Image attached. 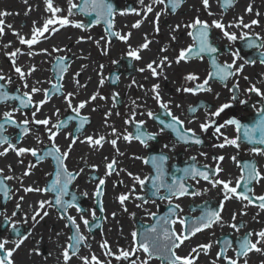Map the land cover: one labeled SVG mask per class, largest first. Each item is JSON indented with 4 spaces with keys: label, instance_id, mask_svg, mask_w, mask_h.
<instances>
[{
    "label": "flooded vegetation",
    "instance_id": "obj_1",
    "mask_svg": "<svg viewBox=\"0 0 264 264\" xmlns=\"http://www.w3.org/2000/svg\"><path fill=\"white\" fill-rule=\"evenodd\" d=\"M74 2L78 3V0ZM116 2L119 10L115 12L112 19L113 31L116 32L117 15L127 14L130 17V25L127 27L130 40L122 44L119 42V38L108 34L106 25L103 23L97 25L104 32L105 40L111 43L110 50L113 55L101 63L103 67L101 80L96 75L98 67L93 65L95 63L90 62L92 59L87 61L78 58L77 60L72 55L63 57L54 55L47 60L46 68L42 69L39 63L40 58H33L29 64H34L35 70L30 74L26 72L25 63L16 61V66L27 74L26 79L22 80L15 72L12 60L0 57V75L10 78V81L6 79L0 81V84L4 85V89L9 94L22 96L24 92H30L32 87L40 88L42 91L33 96V104H35L44 99L43 90H49L48 102L41 107L36 119L47 117L52 123H56L67 120L69 116L75 117L76 114L69 109L63 98L69 92L73 93V106L81 101H88L86 106L80 110V115L86 117L88 121L83 128L76 132L79 119L67 120L66 127L61 128L55 138V144L61 152H64L68 151V146L72 144V136L78 137L64 163L69 171L79 174L69 185V196L64 199L70 200L71 195L75 194L76 205L85 210L84 215L91 222L90 228H85L80 221L81 214L77 212L76 208L67 209L68 215L76 218L80 224L81 233L87 237L85 241L87 246L79 247L78 255L71 259L70 264H82L79 257L88 256L90 259L93 254L101 261V264H107L109 261L111 264H130V260L136 258L133 256L129 261H117L114 257L105 255L100 244L107 241L113 253H117L120 249L128 250L132 246L131 234L134 231L140 233L155 223V219L149 213H156L158 217L168 214V202L151 196V180L146 181L145 186H141L133 179V177L144 178L155 175L151 165V159L154 156L163 154L167 157L164 171L165 180L169 183L172 178L182 176L184 174L182 170L192 165L201 169L207 165L208 171L215 169L217 166L215 158L221 156L224 159L219 161V166L223 171L219 173V178L233 181V186L235 180L241 175V168L245 162H254L257 168L264 172V155L252 152V148H264V145L249 144L241 140L238 141L239 148L231 145L220 148L217 145L224 143V137L232 139L238 133L233 125L221 128L223 135L215 131L218 125L224 124L229 119L235 118L241 124L251 125L259 118L257 110L264 104V99L255 93L247 92L246 89L255 85L261 92H264V63H261L264 48L249 46L250 42L264 44V0H229L227 5L224 0H209L207 11L203 7L202 0H178L175 12L166 5H155L153 13L148 14L147 18L143 14L138 16L135 12L128 11L129 9L141 10L140 0H116ZM150 2L151 0H144L145 4ZM249 6L252 9L250 12L247 10ZM156 12H162L158 21V32L156 31ZM209 12L212 14L209 15ZM74 14L84 18L77 11ZM45 18L47 19V14ZM196 18L209 25H212L213 20L220 21L229 33L236 35L237 39L230 41L220 29L211 27L209 41L218 51L211 55L202 54V59L191 57L187 61L177 63L176 58L180 50L186 49L194 43L192 37L188 35L192 29L185 26L191 24ZM241 19L243 24L251 25L252 20H257L258 23L245 28L243 24L239 23ZM137 21L141 22L140 26L133 28L132 25ZM177 25L180 26L179 29L173 31ZM91 28L82 27L81 29ZM56 33L57 31L51 32V36L47 35V39H53ZM173 36L176 37L175 40L172 39ZM257 36L260 39H257ZM145 38L150 43L148 48L140 51L141 59L136 60L128 56V51L139 49L140 45L145 43ZM72 44L71 42L67 43L66 48L72 47ZM79 44L83 45L84 43L80 42ZM122 49L125 51L124 53H122ZM161 49L166 50L161 51ZM234 54L238 55L234 56ZM165 56L168 58V62L163 66L162 74L153 77L147 70V64L152 61L159 63ZM61 58L67 65L66 69L64 72H54V64ZM213 59L219 66H223L225 63L231 64L235 59V66L243 65V70L238 75L231 76L224 81L217 77L209 79L207 86L211 91L196 93L182 91L183 88H195L197 84L208 79L210 73L216 72L212 64ZM245 61H254V63H245ZM90 65H93L94 70ZM141 68L145 71L141 72L139 70ZM158 71L160 70L158 69ZM189 74L196 75L198 79L196 81L186 80L185 77ZM89 79L93 86L91 90H87V86L81 83V80ZM98 80L103 83L99 84ZM25 82L28 84V88L24 87ZM56 84L62 85V88L54 89L53 85ZM234 84L239 85V91L235 93L236 100L232 99L233 92L229 91ZM98 85L100 86L99 91L97 90ZM153 85H159L158 91L161 99L168 103L172 114L184 122L185 129L190 128L196 133V136L201 140L200 144L179 141L171 129L165 128L161 131L163 125L160 120L170 122L171 118L153 99ZM177 89H181V91H177ZM113 93H118L115 99ZM93 95L97 96L94 101L90 100ZM241 100L246 103L241 104ZM223 104H231V107L225 109L217 117H210V113L215 112ZM18 105L19 101L0 102V116L6 111H12ZM193 108L194 112L191 111ZM57 109L59 110L58 114ZM34 110L33 106H29L22 111H17L15 119L21 121L31 118ZM133 111L136 113L135 121H144L143 130L155 135L154 139L147 141V146L135 139L131 142L123 139L125 134L135 135V124L125 123ZM149 111L154 113L155 118L148 117ZM109 112L111 115L107 116L106 121V114ZM117 113L119 114L117 115ZM209 120H214L215 124L207 131H202L200 125ZM6 127L4 135L10 137L12 143L17 147L35 148L38 151L51 147L52 142L48 140L47 132L42 125H30L31 133L25 135L18 144L19 129L11 126ZM113 127L117 130V136L112 135ZM88 136L94 138L103 136L105 140L101 146H90L85 141ZM37 137H39V141ZM113 139L117 140L116 147L110 143ZM80 141L85 142L81 143ZM164 145H168V147L165 148ZM4 147L7 145L0 146V151H3ZM192 157H195V160ZM232 157H235L236 160L234 161ZM113 160L116 161L115 171L111 175H106L108 171L106 165ZM145 160H148L149 163H145ZM30 164H34L35 167L30 168ZM56 167L55 160L50 156L40 162H37L30 153L17 156L11 150L6 155L0 156V169H3L0 179L13 177V179L4 180L8 192L7 198L0 191V239H8L10 242L18 241L17 234L11 231L14 223L20 235L27 237L20 247L25 241L30 244L36 243L38 250L31 256V264H64L61 253L69 242L68 237L74 234V230L70 226L65 227L67 221L60 218L62 215L60 208L47 205L44 209L39 208L40 201H49L54 204V193L24 191L27 187L40 189L48 187L55 179ZM25 171H29L30 174L24 175ZM100 179H104L105 183L102 186L103 195L97 200L93 194ZM186 183L191 186L190 191H200L201 195L184 196L173 201L174 204H180L182 211L179 215L181 216L197 217L207 209L218 208L223 200L220 186L213 188L202 179L199 183L187 179ZM250 186L255 195H264V180ZM238 191H243V188ZM85 193L87 195H84ZM122 194H130V198L125 201L124 205H121L118 199ZM163 194L164 190L162 189L161 195ZM137 196L145 197L148 199V203H142L141 200L136 199ZM21 197L23 200L20 199ZM17 203L20 204L18 211ZM245 203L246 201L235 198L224 201L221 211L223 223L215 224L192 236L177 249L178 255L187 256L198 245L211 244L212 247L208 250V254L205 255L201 252L195 264H212L216 259V253L223 246L224 240H231L233 248H235L238 246L239 239L247 232H258L264 229V211L255 205H248L245 208ZM256 203L258 204V202ZM138 204L142 206L137 207ZM101 205L103 211L100 210ZM125 208L127 211L124 210ZM34 210L41 213L47 211L48 215L43 218L37 217V222L34 223L32 220ZM13 211H17V215L12 216ZM91 211L96 213L95 220L91 216ZM241 212L246 214L240 215ZM234 213L236 214L235 221L232 220ZM5 217L10 218L9 222L5 223ZM232 223L242 224L243 227L237 232L228 226ZM174 227L177 232H180L179 224ZM255 239L256 237L253 236L252 240ZM9 243L6 247L13 248L14 245L9 247ZM30 244L27 247L28 256L31 255ZM20 247L11 258L17 262H19L16 257L20 254ZM260 247L264 248V244ZM226 254L230 257L235 256L231 248ZM137 255L140 259L144 258L142 252ZM24 257V254L19 256V258ZM246 260L247 264H264V252H250ZM17 262L13 261V264H18ZM150 264H167V262L153 258ZM216 264H225V261L216 260ZM240 264H243V259Z\"/></svg>",
    "mask_w": 264,
    "mask_h": 264
},
{
    "label": "snow or ice",
    "instance_id": "obj_2",
    "mask_svg": "<svg viewBox=\"0 0 264 264\" xmlns=\"http://www.w3.org/2000/svg\"><path fill=\"white\" fill-rule=\"evenodd\" d=\"M46 3V11L51 13V18L45 20L42 27H36L35 22H33V30L31 38L26 39L24 36L19 35L18 33H14L17 35L19 42L21 44H25L31 48L33 45L37 44L41 38L47 39L45 33L52 32L55 33L59 29L56 27H52L53 25H59L61 27L66 26L71 23L68 19V16L74 14V12L78 11L81 13H86L88 15L94 14L96 17L95 23H99L101 20L107 25L106 31L109 35L115 36L122 41H127L129 35H121L119 32L113 31V24H112V17L114 15V9L112 4L108 3V0H82V2H73V0H68V16H58L57 14L62 12V9L59 7H55L53 5V0H45ZM224 3L227 5L229 0H224ZM140 4L142 5V9L137 11L135 9H129L128 11L135 12L136 15H141L147 18L148 14L153 13L155 5H166V7H170L173 12H175L176 7L178 6V0H151L150 3L145 4L144 0H140ZM202 4L204 9L207 11L209 9V0H202ZM249 12L252 11L251 6L247 9ZM124 14V13H121ZM209 15L212 13L209 12ZM8 15L6 12H0V17ZM162 12H156V23L157 28L156 31H159L158 21ZM140 21H137L135 24L132 25L133 28H138L140 26ZM240 24H243V20L241 19ZM257 20H252L251 25L257 24ZM249 24H243L245 28L250 27ZM73 27L82 28L84 27L83 24H73ZM8 27H11L10 25ZM179 25L176 26V31L179 29ZM185 27L192 29V31L188 32V35L192 37L194 43L190 45L186 49H181L179 55L176 58V62L180 63L181 61H187L191 57L196 58H203L202 54H213L218 51L216 47H214L209 41V32L211 27H215L220 29L223 32V35L230 41L237 39L234 33H229L225 25L220 21L213 20L212 25H209L207 22L196 18L191 24L186 25ZM4 34V21L0 19V35ZM243 38V37H242ZM173 40L176 39L175 36L172 37ZM257 39H260L257 36ZM99 43V42H97ZM150 41L145 38V43L140 45L139 49H131L128 51L127 55L139 60L141 59L140 51L143 49L148 48ZM250 47H257V48H264V44H255L250 42ZM166 49H161V51H165ZM42 52H47V49H42ZM53 51H60V49H53ZM19 53V49L13 51L11 53H6L9 58L16 57ZM238 54H234L237 56ZM168 62V58L165 56L161 58L160 62L157 63L156 61H152L151 63L147 64V70H149L153 77H157L162 74V68L165 63ZM59 63H63V58L59 61ZM245 63H254V61H245ZM261 63H264V54H262ZM12 64L14 67L15 72L19 75L22 80L26 79V73L22 71V69L16 66V61L13 59ZM170 64V62H169ZM213 67L216 69L215 73H210L209 78L205 79L202 83L197 84L195 88H183L182 91L184 92H192L196 93L198 91H211L210 87H208V80L214 77L219 78L220 80L224 81L231 76L238 75L243 70V65L235 66V59L231 64L225 63L223 66H219L216 64L215 59L212 61ZM155 65V67H154ZM158 69L160 71H158ZM35 69H30L34 71ZM141 72L145 71V69H139ZM10 78H6L4 75H0V81H4ZM188 81H196L198 77L194 74H189L185 77ZM247 79V77H245ZM103 81H101V84ZM135 83V82H134ZM78 84V81H77ZM25 88H28V84L25 82ZM53 88L59 90L62 88V85L56 84L53 85ZM159 85H153L152 92L154 93L153 99L157 102V104L162 108L165 114L171 118L170 122H165L164 120H160V123L163 125L161 131L165 128L171 129L175 134L179 141L184 143H195L200 144L201 140L199 137L196 136V133L192 129H185L184 122L180 120L177 116L173 115L171 110L168 107V103L164 102L161 99L160 93L158 91ZM42 90L37 87H32L30 92L26 91L21 95H13L9 94L5 89L4 85L0 84V102H8V101H19L18 107L14 108L12 111H6L0 116V146L7 145L4 147L3 151H0V156L6 155L10 150L15 152L17 156H22L25 153H30L33 157L36 158L37 162L42 161L46 157H52L56 162V172H55V179H53L50 185L44 189L40 188H33L27 187L24 189L25 192H52L55 194L54 196V204L49 201H40L39 208L44 209L45 205L48 207H58L62 210L61 219H65L67 223L65 227H71L74 230V234L68 237V244L63 248L61 253L63 257L64 264H70L71 259L74 256L78 255L79 247L80 246H87L85 241L87 237L81 233L80 231V224L77 222L76 218L68 215L67 209L71 207H75L77 212L80 213V221L83 223L85 228H90V221L84 215L85 210L78 207L75 203L76 195L72 194L70 200H65L64 197L69 196V185L76 179V176L79 173H73L69 171L64 163L67 159L69 152L71 151L72 145L77 142L78 137L72 136V144L68 146V151L61 152L60 148L55 144V138L59 133V130L63 127H66L67 120L72 119H79V124L76 128V132H79L85 123H87V118L82 117L80 115V110L86 106L88 101H81L80 103L73 106L72 104V97L73 93L69 92L67 95H64V100L67 103L69 109H71L76 115L75 117L69 116L65 121H58L56 123H52L50 118L44 119H36V115L40 112L41 107L48 102L49 99V90L44 89V99L36 102L33 104V96L41 92ZM177 91H181V89H177ZM230 92H233L232 99L236 100V92L239 91V85L234 84ZM249 93H255L257 96H260L264 99V92H261L259 88L255 85H252L250 88L246 89ZM118 96V93H113V98L115 99ZM103 99V97H100ZM97 99L96 95L90 97V100L94 101ZM241 104H245L246 101L241 100ZM29 106H33L35 110L31 114V118H25L21 121H17L15 119V112L22 111ZM179 107V105H178ZM231 107V104H223L221 105L215 112L210 113V117H217L225 109ZM191 111H195V109H191ZM59 110L57 109V114ZM119 113H117L118 115ZM111 113L106 114V121L107 116H110ZM136 113L133 111L132 115L129 117L128 120H125V123H134L136 126L135 135L129 133L123 135V139L125 141L131 142L133 139L138 140L140 143L147 146V141L152 140L155 138L154 134L147 133L143 130L144 121H135ZM149 118H155L154 113L149 111L147 113ZM257 116L259 117L253 124H241L238 119H229L225 121L224 124H220L216 127L215 131L217 133H221V128L225 127L226 125H233L235 126L236 132L238 135L235 138L229 139L228 137H224V143L217 145V147L223 148L226 145H231L234 147L239 148L238 141H243L249 144L255 145H264V104L257 110ZM213 124H215L214 120H209L205 123L200 125L202 131H207ZM30 125H42L47 132V138L51 141V147L47 150L38 151L35 148H25V147H17L16 144L12 143L10 137L4 135L7 130L6 126H11L19 129L20 135L17 138V144L20 140L25 136L31 133L32 128ZM38 131V129H37ZM72 135L71 133L69 134ZM112 135L117 136V130L113 127L112 128ZM39 141V137H37ZM105 138L100 136L98 138H94L92 136H88L85 138V141L90 146H101L102 142H104ZM85 141H80L81 143ZM113 147H116L117 140L113 139L110 141ZM165 148L168 145H164ZM252 152L257 155H264V148L254 147L252 148ZM204 155V153H201ZM167 157L163 154L159 156H154L151 159V165L154 169L155 175L151 177H133L134 181L141 186L146 185V181L151 180V196L157 197L161 200H166L169 205L168 214L165 216H157L156 213H149L155 219V223L150 225L149 227L145 228L142 232L137 233L133 232L132 235V246L128 250L120 249L117 253H113L112 250L109 248L108 242L103 241L100 244V247L104 249L105 255L114 257L117 261L124 260L129 261L130 257L135 256V259L130 260V264H150V261L153 258L162 259L167 262V264H195L196 259L199 257L201 252L205 255L208 254V250L212 247L211 244H202L198 245L197 247L193 248L191 252L187 256H180L177 253V249H179L185 241L189 240L192 236L196 235L199 232L204 231L205 229H209L213 227L215 224H222L223 219L221 215V211L223 210L224 201L229 199L235 198L237 200L246 201L244 207L246 208L248 205H255L260 210L264 211V195H255L252 191L250 185L253 183H260L264 180V172H261L254 162H245L241 168V175L237 178L234 182L231 180H223L219 178V173L223 171V169L219 166V161H222L224 157H216L217 166L215 169L208 171V166L204 165L203 169L196 167L195 165L189 166L183 169V175L179 178H172L171 182H167L165 180V171H164V164L166 162ZM195 160V157H192ZM235 161L236 158L232 157ZM145 163H149L148 160L144 161ZM115 164L116 161L113 160L106 165L108 171L106 175H111L115 171ZM35 167L34 164H30V168ZM82 171V170H81ZM3 172V169H0V173ZM29 171H25L24 175H29ZM131 175V173H129ZM13 177H4L0 179V191H2L7 198L8 192L7 188L4 185V180H10ZM95 179V177H93ZM187 179H192L199 183L202 179L210 184L213 188L218 186L221 187L223 192V200L220 202L218 208L216 209H207L203 211L197 217L186 218L184 216L179 215L182 211L181 206L179 203H173L174 200H179L181 197L184 196H198L201 195L200 191H190V185L186 183ZM104 179H100L99 183L96 186V191L94 192V197L98 200L99 197L103 195L102 186L104 185ZM243 188V191H238V189ZM164 190V194L161 195V190ZM134 192V188L132 190ZM84 195H87L86 193ZM130 198V194H122L118 197L119 202L121 205L125 204ZM23 200V197L20 198ZM136 199L141 200L142 203H148V199L143 196H137ZM154 202V201H153ZM258 202V204L256 203ZM142 205H137V207H141ZM17 211L20 209V204H16ZM103 211V207L101 205L100 208ZM127 211V208L124 209ZM17 211H13L12 216L17 215ZM246 213L241 212L240 215H245ZM47 211L41 213L40 211L34 210V215L32 216L33 222H37V217L43 218V216H47ZM115 215V214H113ZM91 216L93 220L96 219L95 211H91ZM10 218L5 217V223L9 222ZM232 220H236V214L234 213L232 216ZM179 224L181 226L180 232H177L175 229V225ZM229 227L233 228L237 232L243 227L242 224L237 225L236 223H232L228 225ZM11 231L15 232L19 237L18 241L13 242V248H7L6 245L10 242L8 239H0V264H13V260L11 259L13 253L20 247L21 243L24 239H27L26 236H21L19 230L16 228L15 224H12ZM30 234V233H29ZM255 236L256 239L253 241L252 237ZM264 244V229L259 230L258 232H247L243 237L239 239L238 246L233 248L231 240H224L223 246L220 248V251L216 253V259L212 262V264H216V260H223L225 264H240V261L243 259V264H247L246 257L250 252H264V248L260 247V245ZM232 249L235 253L234 257L228 256L226 253L228 249ZM143 253L144 258L140 259L137 255L138 253ZM82 264H101V261L93 254L89 259L88 256L79 257ZM107 264H111V262H107Z\"/></svg>",
    "mask_w": 264,
    "mask_h": 264
},
{
    "label": "rangeland",
    "instance_id": "obj_3",
    "mask_svg": "<svg viewBox=\"0 0 264 264\" xmlns=\"http://www.w3.org/2000/svg\"><path fill=\"white\" fill-rule=\"evenodd\" d=\"M75 0H73L74 2ZM26 2H28L27 0H0V12H6L8 13V15L12 12H22L21 14H25L26 10L28 11V8H25L27 6ZM31 6H34L36 8V14L41 13L40 15H35L34 18L33 17H29L23 20H20L17 23V29L19 30L18 32H6L4 31L3 35H0V57L1 58H9L8 55H6V53H11L13 51H16L17 49H19V53L17 54L16 57L11 58V60H15V61H20L26 64V72L29 73L30 69L34 68V64H29V61L32 62V58H37L39 57V63L41 64V68L45 69L46 68V64H47V60L54 57L55 56H65V55H72L74 58H76L78 60V58H82L84 60L90 61V57L94 54H97L94 59L90 62L95 63V65L98 67V71L96 72L97 78H99L101 80L102 77V73H103V67L101 65V63L103 62V60H105L108 57H112V51L111 49V43L107 40H105V34L104 32H102V30L100 29L101 27L99 26H94L91 29H81V28H76L73 27V24L76 23H81L84 21V18L80 17L77 14H73L71 16H68V0H53V5L55 7H59L62 9V12L57 14L58 16H68V19L71 21L70 24L66 25V26H59L57 25H53L52 27H56V28H67L69 29V32L66 34V36L64 35H60L59 37H55L53 40H51L50 42L52 43H48L46 42L45 44L42 43L40 44L39 42L37 43V45L40 44V53L36 52L34 50V46L33 45L31 48H29V46L25 45V44H21L19 42V39L17 37V35H15L14 33H18L19 35L24 36L26 39L31 38L32 35V30H33V22H35V26L36 27H42L46 18H42V15L47 14V19L51 18V13L46 11V3L45 0H38V2L31 0L30 1ZM20 14V15H21ZM8 15H5L3 17H0V19H3V21L6 20V18L8 17ZM116 23H115V29L116 32H119L121 35H128L129 31H128V26L130 25V17L126 14L124 16H120L117 15L116 17ZM7 29L6 26L4 25V30ZM120 29V30H119ZM23 31H27L25 33H22ZM47 35H51V32L45 33V36ZM7 38H5V37ZM71 36V40H68L69 37ZM44 38L40 39V42L43 40ZM130 40V37L128 38V40L126 42H128ZM73 43L68 49L66 48L67 43ZM83 42V45H80L79 43ZM99 42V43H97ZM119 42L123 44V42L119 39ZM60 49V51H53V49ZM76 48V51H75ZM42 49H47V52H42ZM125 51L122 49V53H124ZM38 53V54H37ZM86 53V54H84ZM37 54V56H36ZM10 59V58H9ZM30 62V63H31ZM95 66V67H96ZM28 70V71H27ZM32 73V71H31ZM99 81V80H98ZM101 82L99 81V84ZM97 90H100V86L98 85ZM28 241H25L24 244H22V246L20 247V254L17 255L16 259L19 260V262H21V264H31L32 260H31V256H28V252H27V247L30 244L27 243ZM12 245H14L13 242L9 243V247H11ZM15 246V245H14ZM21 254H24L25 257L24 258H19V256ZM15 262H17V260H13ZM19 262H17L19 264Z\"/></svg>",
    "mask_w": 264,
    "mask_h": 264
},
{
    "label": "bare ground",
    "instance_id": "obj_4",
    "mask_svg": "<svg viewBox=\"0 0 264 264\" xmlns=\"http://www.w3.org/2000/svg\"><path fill=\"white\" fill-rule=\"evenodd\" d=\"M28 2H26V4H27V6L25 7V8H28L29 10L27 11L26 10V12H25V14L23 13V14H21L22 12H12V13H10L9 15H8V17L6 18V20L4 21V25L6 26V28L7 29H5L4 31H6V32H18L19 30H16L17 29V23L20 21V20H23V19H26V18H29V17H33L34 18V16L35 15H40L41 13H39V14H36L37 12H36V8L34 7V6H31V3H30V1L31 0H27ZM34 1H36V2H38V0H34ZM36 12V13H35ZM21 14V15H20ZM46 17V14H44V15H42V18H45ZM47 20V19H46ZM11 26V27H8V26ZM25 32H27V31H23L22 33H25ZM69 32V29H67V28H62V29H60V30H58L57 31V33H56V35H54V38L57 36V37H59L60 35H64V36H66V34ZM5 37V36H4ZM48 37V36H47ZM5 38H7V37H5ZM53 38V39H54ZM53 39H43L41 42H40V44H42V43H46V42H48V43H50V41L51 40H53ZM68 40H71V37H69V39ZM40 44L39 45H35L34 46V50L36 51V52H39L40 53V48H42V47H40ZM38 54V53H37ZM37 54H36V56H37ZM96 55H98L97 54V52H96V54H94V55H92L91 57H90V59H94V57L96 56ZM39 57H37V58H35V59H38ZM33 59V58H32ZM34 63V62H33ZM94 66H95V64H93ZM93 65H90L91 66V69L92 70H94V67H93ZM91 76H93V75H91ZM81 83L83 84V85H86L87 86V90H91V89H93V86H92V81L89 79V80H87V81H85V80H81ZM36 250H38V248H37V246H36V243H34V242H32L31 244H30V247H29V251H31V255H34V253H35V251Z\"/></svg>",
    "mask_w": 264,
    "mask_h": 264
},
{
    "label": "water",
    "instance_id": "obj_5",
    "mask_svg": "<svg viewBox=\"0 0 264 264\" xmlns=\"http://www.w3.org/2000/svg\"><path fill=\"white\" fill-rule=\"evenodd\" d=\"M80 2H82V0H80ZM108 3L112 4L113 9H115V2H114V0H108ZM83 14L87 18V23L85 24V26L90 27L93 24H97V23H95L96 17H95L94 14H92V15H88L86 13H83ZM100 22H102V23H104L106 25V23L104 22V20H101ZM53 68H54V72H56V71L57 72H62L63 69H59V68H64V66H62L61 63L57 62V64L54 65Z\"/></svg>",
    "mask_w": 264,
    "mask_h": 264
}]
</instances>
